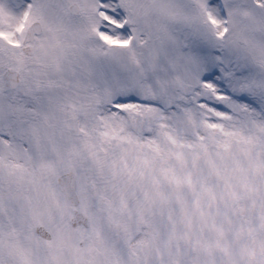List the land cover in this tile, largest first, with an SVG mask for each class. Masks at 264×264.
I'll return each instance as SVG.
<instances>
[{
	"label": "snow or ice",
	"instance_id": "1",
	"mask_svg": "<svg viewBox=\"0 0 264 264\" xmlns=\"http://www.w3.org/2000/svg\"><path fill=\"white\" fill-rule=\"evenodd\" d=\"M0 264H264V0H0Z\"/></svg>",
	"mask_w": 264,
	"mask_h": 264
}]
</instances>
